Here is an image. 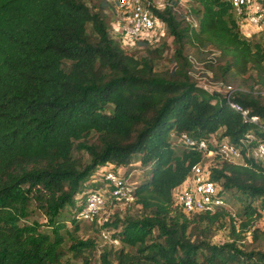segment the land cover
I'll return each instance as SVG.
<instances>
[{"label": "trees", "instance_id": "1", "mask_svg": "<svg viewBox=\"0 0 264 264\" xmlns=\"http://www.w3.org/2000/svg\"><path fill=\"white\" fill-rule=\"evenodd\" d=\"M189 1L158 8L143 0L179 46L178 60L159 69L158 48L137 55L109 34L107 1L92 11L84 0H0V264H58L68 238L75 256L94 248L75 235L82 194L96 173L137 164L148 169L129 204L138 214L126 205L91 221L121 244L98 264H264V248L245 245L264 240V160L210 165L224 191L247 199L241 218L227 207L187 214L175 204V188L204 158L183 134L239 143L252 131L264 141V94L254 87H264V43L253 37L264 30L245 34L229 0ZM183 44L205 58L215 88L189 74L195 59ZM229 89L260 122L227 104ZM32 204L45 222L26 221ZM224 228L227 240L211 242ZM82 264H91L87 256Z\"/></svg>", "mask_w": 264, "mask_h": 264}, {"label": "built area", "instance_id": "2", "mask_svg": "<svg viewBox=\"0 0 264 264\" xmlns=\"http://www.w3.org/2000/svg\"><path fill=\"white\" fill-rule=\"evenodd\" d=\"M153 1L158 8L170 4L169 0ZM177 1L184 5L189 0ZM229 1L245 34L250 35L253 32L264 30L263 0ZM145 4L143 0H116V10L122 16L121 24L125 36L146 35L156 28V16ZM203 86L207 87V84ZM225 97L227 104L239 111L245 120L254 123L260 122L258 115L249 114V108L232 98L230 89L226 91ZM181 140L204 151L203 160L191 165L185 181L173 192L175 204L179 205L187 214L214 211L218 207L228 206L226 191L223 190L221 182L213 179L210 174V165L214 160L239 164H246V156L264 160V141L256 138L252 131L246 132V136L239 143L231 142L226 137L217 139L215 135L192 140L188 134H183ZM104 178L105 183L109 185L107 193L94 187L85 189L83 203L76 214L78 219L93 221L97 218L100 223H103L106 220V215L110 212V210L107 211L108 202L125 206L134 202L135 184L129 181L128 177L107 170ZM257 210L260 214L258 222L264 224V203L258 202ZM104 212L106 213L104 214ZM232 215L237 219L234 213ZM101 220L103 221L101 222Z\"/></svg>", "mask_w": 264, "mask_h": 264}, {"label": "rangeland", "instance_id": "3", "mask_svg": "<svg viewBox=\"0 0 264 264\" xmlns=\"http://www.w3.org/2000/svg\"><path fill=\"white\" fill-rule=\"evenodd\" d=\"M84 1L87 3V5L92 11L99 10L101 8V4L104 1H107L108 4L104 7L103 11L107 16L105 19L108 22L107 23L108 32L110 35L114 36L115 38L119 39L122 42V45L124 46L125 50L134 51V53L139 55L141 53L143 54L147 53L146 52L147 46L149 47V49L153 47L158 48L160 52L157 55L156 62H157V67L159 69L170 68L172 64H174V62L178 60L177 52L179 46L177 42L174 40V37L168 33V30L164 23L160 22L159 24H157L156 28L152 32H149L146 35H142V36H147L146 37L148 38V40H146L147 43L138 42L139 37L138 38L128 37L123 34L122 24H121L122 16L116 10V0H84ZM191 6H192L191 1H188L183 5L184 8H190ZM253 37L256 39L258 38L262 39L264 43V32L253 34ZM182 50L185 54L188 55L191 54V57L195 59V64L192 67V69H190L189 72L192 78L197 82H199L200 84L204 85L210 83L211 86L214 81L212 80L213 74L210 68L207 67L205 58L204 57L199 58L195 47L190 46L189 44H183ZM212 54L214 53H211L208 56ZM233 85L234 87L237 86L235 83ZM242 87L245 88L244 85ZM254 87L257 88L261 94H264V87H260L259 85H254ZM212 88H215V86H213ZM216 90L218 91L220 90L221 93H224L225 91L224 88H219ZM132 168H133L132 166L117 168L116 172L120 175L130 173L131 176H127V177L131 182H135L136 180H142L148 174V169L144 165L137 164L135 169L130 170ZM95 175H97L96 181L91 183V185H93L94 188L101 189L103 190L102 192L107 193V189L109 188V185L105 183L104 171L96 173ZM84 193L82 194L83 195L82 198H84ZM226 198L228 204L227 208L230 210V212L234 213L236 217L241 218V213L243 211V208L245 207L247 199L235 189H231V190L228 189L226 191ZM254 202H257V198L254 199ZM125 207L126 206L122 204H117L115 202H108L107 211L109 210L124 211ZM126 210L129 211V213L131 214H138L139 212L138 205L136 204L128 205V208ZM105 213L106 212H104V214ZM65 214H67L68 216L72 214L69 206L65 208ZM35 220H38L40 222H45L46 215L44 214V212L42 211L39 205L32 204L30 207L29 215L26 217V221L32 222ZM79 220L80 221H78V229L76 230L75 235L78 236L79 238H91L93 240L94 248L92 249L86 248L83 254L75 256L73 251L69 248L72 241L70 238H68L65 240L63 246L64 253L63 256L61 257V261L58 264H82L83 255L88 257L91 264H98L100 255L104 251L109 253L111 257H114L116 251L121 247V244L120 242L112 238L110 229L106 230L105 225L103 224V228L101 230H96L94 227L98 226V223L96 225V224H92L91 221L82 220V219ZM102 221L103 220H101V222ZM72 226L73 224L71 223L70 220H68L67 227L71 229ZM43 228L47 229L45 226H43ZM227 231H228L227 228L218 230L211 238V242L219 244L227 240L228 238ZM245 245H248L249 247L257 246L259 248H264V240L259 239L258 241H254L252 243L245 242Z\"/></svg>", "mask_w": 264, "mask_h": 264}, {"label": "crops", "instance_id": "4", "mask_svg": "<svg viewBox=\"0 0 264 264\" xmlns=\"http://www.w3.org/2000/svg\"><path fill=\"white\" fill-rule=\"evenodd\" d=\"M109 165H112L111 163H109ZM109 165H106V168H107V166H109ZM118 168H122V166H119Z\"/></svg>", "mask_w": 264, "mask_h": 264}]
</instances>
